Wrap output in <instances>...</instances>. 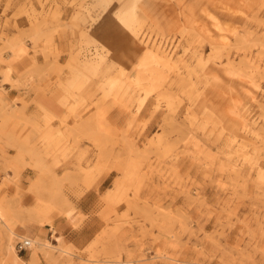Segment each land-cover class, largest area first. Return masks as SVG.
Segmentation results:
<instances>
[{
    "label": "rangeland",
    "instance_id": "obj_1",
    "mask_svg": "<svg viewBox=\"0 0 264 264\" xmlns=\"http://www.w3.org/2000/svg\"><path fill=\"white\" fill-rule=\"evenodd\" d=\"M0 140V264H264V0H0Z\"/></svg>",
    "mask_w": 264,
    "mask_h": 264
},
{
    "label": "crops",
    "instance_id": "obj_2",
    "mask_svg": "<svg viewBox=\"0 0 264 264\" xmlns=\"http://www.w3.org/2000/svg\"><path fill=\"white\" fill-rule=\"evenodd\" d=\"M6 65L7 66L10 65L12 67L13 72L16 76L24 73L23 72L24 64L21 60L17 58L9 61ZM17 93L18 91H14L12 94L15 96L17 95ZM32 98L35 99L36 106L33 107V105H30L27 108V110L29 111L32 110L33 107V112H37V113L41 112L39 107L40 104L41 106H44L56 116H59V114L63 112V106L60 104L59 99L53 96L50 91L43 90V91H39V93H33L30 96V99ZM2 140H4V138H2ZM1 142L2 141L0 140V145ZM6 151H8L9 154H12L14 152L10 148H7ZM7 172L10 176H12L11 171H7ZM4 175H5V171L0 173V181L4 177ZM23 176L25 178L26 174H24ZM21 185L27 187L29 185V182L24 179L23 181H21ZM13 190H15V187L7 185L4 187V189H2V192L6 193L7 196H10L12 195ZM98 201L99 198L97 197L95 190L92 188L85 190L82 196H80L78 199L75 200L74 207L77 210V212H80L84 216H86V219H84V221L81 222L79 226L75 225V219L73 217H66L65 215H58L56 213L50 214L52 218L51 222H46L43 225L27 222V225L29 226V230L30 232H32V234H36L40 237L60 236L74 245L83 244L94 236L96 230L95 226L97 222L95 216L97 213ZM100 214L105 216V218H103L104 220L108 218L107 216L109 215L105 207L100 211Z\"/></svg>",
    "mask_w": 264,
    "mask_h": 264
},
{
    "label": "built area",
    "instance_id": "obj_3",
    "mask_svg": "<svg viewBox=\"0 0 264 264\" xmlns=\"http://www.w3.org/2000/svg\"><path fill=\"white\" fill-rule=\"evenodd\" d=\"M32 244H33V242L31 239L25 238L22 241L18 242V248H19L18 250L20 252L26 251L32 247Z\"/></svg>",
    "mask_w": 264,
    "mask_h": 264
},
{
    "label": "bare ground",
    "instance_id": "obj_4",
    "mask_svg": "<svg viewBox=\"0 0 264 264\" xmlns=\"http://www.w3.org/2000/svg\"><path fill=\"white\" fill-rule=\"evenodd\" d=\"M118 26H119V25H118ZM39 245H40L41 247H42V246H44V247H45V246L49 247V244H47V243H45V244L41 243V244H39ZM51 247H52V246H51Z\"/></svg>",
    "mask_w": 264,
    "mask_h": 264
}]
</instances>
